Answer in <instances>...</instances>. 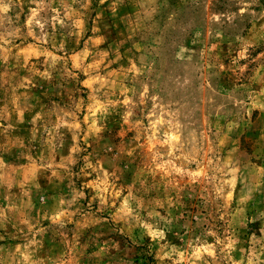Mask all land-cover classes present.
Returning <instances> with one entry per match:
<instances>
[{"label": "rangeland", "instance_id": "obj_1", "mask_svg": "<svg viewBox=\"0 0 264 264\" xmlns=\"http://www.w3.org/2000/svg\"><path fill=\"white\" fill-rule=\"evenodd\" d=\"M0 264H264V0H0Z\"/></svg>", "mask_w": 264, "mask_h": 264}]
</instances>
